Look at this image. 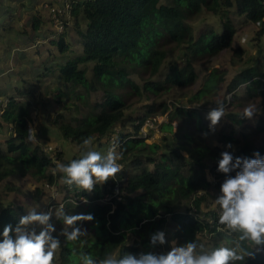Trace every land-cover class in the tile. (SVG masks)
<instances>
[{
	"label": "trees",
	"instance_id": "16d2710c",
	"mask_svg": "<svg viewBox=\"0 0 264 264\" xmlns=\"http://www.w3.org/2000/svg\"><path fill=\"white\" fill-rule=\"evenodd\" d=\"M230 7H234L240 15H245L249 21L264 24V0H173L172 2L73 0L70 13L76 19L73 28L82 41V54L66 58L64 56L69 50V43L65 39L69 19L65 20L61 32L51 28L50 32L53 33L44 34L50 43L58 47L59 53L63 56L54 59H60L59 62L65 59L58 75L63 84H70L72 87L77 84L87 88L94 87L87 79L86 65L80 67L81 64L91 62L93 74L105 92L102 105L100 103L95 105L97 107L100 105L98 111L88 113L76 123L55 120V124L66 139L80 146L83 139L88 137L98 141L103 138L107 141L116 138L111 146L117 148L120 156L117 162L123 165L122 171L114 177V180H109L103 185H95L91 192L65 185L66 208L70 207V201L73 200L71 192L85 196L89 200L82 214H91L94 217L92 221H88L93 235L81 236L76 241L66 242L65 237L53 234L61 242L53 264L57 259L59 264H81V254L98 261L109 256L116 248H120L122 257L128 253L136 255L138 249L126 242V230L129 229L141 237H145L146 234L153 235L165 226L168 218L180 226L177 232L179 246L194 242L199 232L210 230L220 233L216 227L219 222L218 217H215L216 223L211 224L181 209L186 204H190L199 211L211 186L214 185L220 191L226 174L218 172L217 168L218 161L222 158L221 153L224 151L218 150L214 156V164L209 169L213 180H210L206 171L208 166L203 162L206 155L211 157L213 155V151L210 153L208 147L198 144L189 149L185 143L168 142L164 145L156 142L148 143L146 137L140 135V126L147 118L156 119L165 114L169 116L170 121L166 124L162 123L163 128L172 126V121L176 117L181 118L185 115L194 119L197 127L204 129L200 110L197 107L183 106L180 102H175V108H171L168 102L160 101L148 105L147 112L143 116L131 117L127 113L131 105L127 103L121 89L131 86L130 94L137 95L141 99L144 94L147 97L161 96L162 91H167L173 86L185 88L194 85L199 75L194 68L193 59L199 55L215 56L232 47L236 31L232 21L226 16L222 33L209 30L195 38L187 20L205 9L221 14ZM9 9V5H5L3 0H0V14L7 13ZM41 16L36 14L32 17L30 30L14 31V37L12 30L8 32L7 29L8 41L13 43L11 40L13 39L14 43L19 44V41H22L20 36L25 38L23 41H33L32 32L42 38L44 33L42 25L47 20ZM78 19L82 22L80 23ZM263 34L262 28L260 37ZM169 42L176 43L177 48L186 44L185 65L181 68L171 67L165 77L155 80L153 78L160 74L169 53L164 47ZM234 49L236 55L241 57L243 49ZM57 64L58 62L54 65H46L45 70L49 71ZM138 70L148 74V79L145 80L142 88L130 77L133 71ZM219 72L215 69L209 73L201 87L189 98L191 104L218 93L219 84L224 77V74ZM45 75L43 73V76ZM241 84H245L250 92L254 91L264 99L263 66L255 65L240 70L230 82L228 90L233 91ZM24 90L27 92L26 89ZM20 94L23 96V91ZM20 101L21 98L15 94H9L6 99L0 100V126L6 124L11 129L10 136L5 141L7 148L4 149L0 144V181L14 174L25 175L29 172L44 184H56L61 173H55L56 163L43 146L28 139L29 105ZM221 103L224 105L226 102ZM216 104L214 103V107ZM62 115L58 114V117ZM229 118L239 124L244 120L241 115L234 114H229ZM134 121H138L134 125V130L125 131L124 126L127 123L134 124ZM118 127L121 128L120 131H116ZM259 128L264 131V125H260ZM185 136L191 137L186 133ZM224 140L232 145L233 148L228 152L234 158H255L256 152L264 157V138L261 143H256L250 134H243L241 139L228 135ZM185 149L190 150L188 155L183 153ZM196 151H200L201 154L195 156ZM61 157L60 151L57 158L61 159ZM62 162L67 164L69 161ZM235 174L232 172L228 175L234 177ZM119 182L122 185V199L102 201L107 193L114 191L115 185ZM20 219V209L12 203L0 208V237L8 225L12 226L14 236L15 227ZM228 239L234 242L237 234L228 235ZM242 247L248 251L253 250L247 242H243ZM247 262L263 264L264 254L256 252L255 260L246 257L245 260L236 261L235 264H248Z\"/></svg>",
	"mask_w": 264,
	"mask_h": 264
},
{
	"label": "rangeland",
	"instance_id": "374dc122",
	"mask_svg": "<svg viewBox=\"0 0 264 264\" xmlns=\"http://www.w3.org/2000/svg\"><path fill=\"white\" fill-rule=\"evenodd\" d=\"M49 1L56 5H62L64 0H3V3L9 5L10 9L7 13L0 14V100L6 99L9 94H15L21 98V103L29 105L28 128L34 127L36 129L37 139L32 141L43 147L49 146L54 154H58L61 151V159L53 160L57 164L63 163L62 161H70L74 157L80 158L84 149L76 142L66 139L54 121L76 123L88 113L98 111L100 105L98 107L95 105L99 103L102 105L105 92L93 74L91 62L81 64L80 67L86 65V76L91 86L92 84L94 85L92 88H87L82 84L73 85L74 87H72L70 84H63L61 79L58 78L65 59H61L60 62V59H54V57L62 58L63 56L59 53L58 47L50 43L47 36H44V34H48L51 31V28L57 29L51 18L52 12L50 8L45 6V3H49ZM163 1L172 2L173 0ZM227 9L221 14L205 9L195 17L193 16V18L187 20V24L190 25L195 38L200 33L209 30L222 33L226 16L232 21L236 31L232 47L221 51L215 56L199 55L193 59L194 68L199 75V79L194 85L185 88L173 86L167 91H162L161 96L150 95L151 97H147L144 94L141 99L137 95L130 94L132 91L131 86L121 89L127 103L131 105L130 109L127 110L128 116L131 117L143 116L147 112L148 105L160 101L168 102L171 108H175V102H180L183 106L197 107L200 110V115L205 125L204 129L197 127L194 119L185 115L181 118L176 117L172 121V126L163 128L162 123L166 124L170 121L169 116L165 114L158 116L153 125L144 126L146 133H142L141 136L146 137L148 143L156 142L163 145L168 142L185 143L189 149L198 144L208 147L210 153L213 151V155L212 157L206 155L203 162L208 166L206 171L210 180H213V176L209 174V169L214 164L215 154L218 150L230 151L231 149L227 147L229 144L224 140V137L232 135L241 139L243 134H250L252 140H255L256 143H261L264 138V131L259 128L260 125H264L263 97L254 91L250 92L245 84H241L233 91L228 90L230 82L240 70L255 65H260L264 68V34L261 37L259 35L260 30L264 29V24L249 21L245 15H240L234 7ZM70 11L69 15L65 16V18L69 19L67 35L65 36L66 41L69 43V50L64 54L65 58L82 54V41L73 28L76 19L71 16ZM36 14L42 15L41 17L47 20L42 25L44 30L42 38L40 36L37 37L36 33L32 32L33 41H23L25 38L20 36L22 41H19V44L14 43L13 39H11L13 43H10L7 39V33L12 30V37H14V31H29L31 28L30 21ZM78 20L80 23L82 22V20ZM7 29H9L8 32ZM51 33L53 32H50L49 35ZM164 47L169 50V53L160 74L153 78L155 80L165 77L170 72L171 67H183L187 59L185 55L187 51L185 49L186 44L177 48L176 43L169 42ZM233 48H242V56L238 57ZM57 62L58 64L49 71L48 69L45 70L46 65H54ZM215 69L220 71V74H224L223 80L219 84L218 93L191 104L189 98L201 87L209 73ZM43 73L46 75L43 76ZM130 77L134 83L142 88L145 80L148 79V74L138 70L136 72L133 71ZM24 89L27 92H24ZM21 91H23V96L20 94ZM224 101L226 102L224 104V117L212 130L209 128L210 121L206 118L207 114L212 108H215L214 103ZM249 105L260 109L259 114L254 118H244L240 124L229 118V114L242 115V109ZM58 114L63 115L58 117ZM137 122L134 121V124L127 123L124 126L125 131H133ZM120 129L118 127L116 131H120ZM10 130V127L6 124L0 126V144L4 149L7 148L5 141L10 136ZM185 133L191 137L185 136ZM205 134L207 135L205 136ZM114 141H116V138H111L108 141L106 138L99 141L93 139L92 148L102 154H106L108 148L114 144ZM189 149L183 150V153L188 155ZM200 154V151L195 152V156ZM65 185L61 182V177L56 184L50 185L38 181L29 172L25 175H11L7 179L0 181V208L5 207L7 203H12L15 207H19L21 217L26 216L31 208H35L38 213H47L51 210L53 215L50 223L56 229L53 234L58 237H64L60 235L64 224L61 219L56 217L55 209L63 205L66 214L80 215L83 213L86 204H88V201L85 202L87 199H85V196L71 192L73 200L70 201V207L66 208L64 204V196L67 194ZM11 186L12 188H10ZM207 193V198L202 202L199 211H196L190 204H186L181 211L196 215L211 224L216 223L215 217L219 218V206L215 204V199L221 193L214 185L208 189ZM76 226L86 231L87 234L83 236L93 235V230L88 221L78 222ZM32 227H35L37 234L42 230L41 226L34 225L29 227L30 231ZM216 227L220 233L210 230L199 232L195 239L197 245L203 244L205 250L220 246L234 247V242L228 239L229 231L226 227L219 222ZM179 228L180 226L177 222L168 218L165 226L158 230L165 233L166 243L153 246L151 244L152 235L146 234L145 237H141L129 229L126 230V242L128 245L138 249L136 256L141 253L167 254L171 250L173 243L179 246V236L177 235ZM247 243L249 244V242ZM250 247L253 249L251 244ZM257 247L259 248L260 246ZM197 251H199V247ZM258 252L264 254V250ZM110 255L116 259L122 258L120 248H116ZM249 258L255 260V258ZM247 263L252 264L250 262ZM55 264H59L58 259Z\"/></svg>",
	"mask_w": 264,
	"mask_h": 264
},
{
	"label": "clouds",
	"instance_id": "9594fccd",
	"mask_svg": "<svg viewBox=\"0 0 264 264\" xmlns=\"http://www.w3.org/2000/svg\"><path fill=\"white\" fill-rule=\"evenodd\" d=\"M259 112L258 107L249 105L242 109L241 117L252 119ZM224 113L222 103H217L208 112L206 118L210 121V129H215ZM27 134L29 140H37L34 127H30ZM92 144V137L84 138L81 145L84 151L80 158L72 159L67 164H56L55 171L62 174L61 182L69 188L75 186L77 190L91 192L95 185L114 180L122 171L117 162L120 156L115 146H110L106 154H102L94 150ZM227 147L232 148V145ZM221 157L217 171L226 174V179L215 204L219 206V223L226 227L229 235L237 234L234 247L220 246L205 250L203 244L198 246L195 241L180 246L173 243L167 254L159 255L141 253L136 256L128 253L119 259L109 255L97 261L81 254V264H235L246 257L254 259L256 252L264 250V157L256 152L255 158H234L228 151L222 152ZM232 172L236 173L234 177L228 175ZM52 215L51 210L38 213L35 208H31L26 216L21 217L14 236L12 226H6L0 239V264H53L61 242L53 236L56 229L50 223ZM55 215L63 221L64 228L60 235L66 238V242L76 241L87 234L76 226L78 222L94 219L91 214L68 215L63 205L55 209ZM34 225L41 226L39 234L35 227L29 230ZM243 242H249L253 250L242 247ZM164 243V232L158 231L151 236L153 246Z\"/></svg>",
	"mask_w": 264,
	"mask_h": 264
},
{
	"label": "built area",
	"instance_id": "2783aa9c",
	"mask_svg": "<svg viewBox=\"0 0 264 264\" xmlns=\"http://www.w3.org/2000/svg\"><path fill=\"white\" fill-rule=\"evenodd\" d=\"M49 1V3H45V6L50 8L51 10V18L53 20V24L55 25V27L57 28V30L59 32H61L64 28V24H65V20H68L67 18H65L66 15H69V10L71 9L73 0H64L62 5H56L54 3H51ZM155 122V118H147L142 125L140 126V135L142 133H146L145 131V127L144 126H151L153 125ZM45 151H47L49 153V155L51 156V158L53 160L57 159V154H54L52 152V149L49 146H45L43 147ZM56 153V152H55ZM121 165V169L123 168V165ZM121 183H117L114 187V191L112 193H107L104 198H102V201L104 202H111L114 198H116L117 200H121L122 199V191H121ZM86 199V197H85ZM86 201L89 202L88 199H86ZM112 207H114V204H112Z\"/></svg>",
	"mask_w": 264,
	"mask_h": 264
}]
</instances>
